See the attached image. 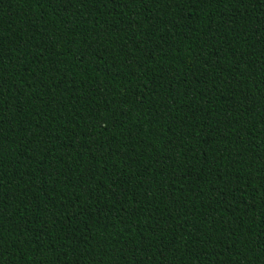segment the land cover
Listing matches in <instances>:
<instances>
[{
  "label": "trees",
  "instance_id": "16d2710c",
  "mask_svg": "<svg viewBox=\"0 0 264 264\" xmlns=\"http://www.w3.org/2000/svg\"><path fill=\"white\" fill-rule=\"evenodd\" d=\"M0 264H264V0H0Z\"/></svg>",
  "mask_w": 264,
  "mask_h": 264
}]
</instances>
